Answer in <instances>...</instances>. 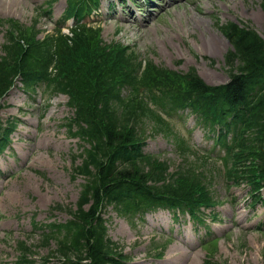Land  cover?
<instances>
[{
  "label": "rangeland",
  "instance_id": "obj_1",
  "mask_svg": "<svg viewBox=\"0 0 264 264\" xmlns=\"http://www.w3.org/2000/svg\"><path fill=\"white\" fill-rule=\"evenodd\" d=\"M45 1L48 0H23L11 8H0V17L13 16L28 24ZM260 1L163 0L161 5L154 4L156 10L152 14L147 5L141 10L133 8L136 18H130L126 24L120 5L118 8L113 5L112 10H116L123 24H118V29L105 26L103 31L107 42H121L130 47L133 42L140 57L151 58L157 65L182 72L193 66L198 73L202 72L199 74L207 83L222 84L228 79L224 54L230 45L215 22L239 18L264 35ZM175 2L181 5L175 7ZM54 3V9L60 12L66 1ZM100 3L105 9L106 3L119 1L101 0ZM3 37L0 29V55ZM65 101V96H51L43 87H38L33 94L13 87L0 98V118L3 121L10 117L18 119L11 135L12 149L0 155V264H13L19 255L15 250L19 241L31 245L37 258L45 257L55 248V243L52 240L48 247L38 246L41 231L34 222L37 225L64 222L70 218L69 209H74L79 200L84 179L72 168L80 163L81 141L71 138L64 126L65 118L71 115ZM169 120L179 135H187L199 149V155L207 153L212 140L204 136L192 116H174ZM161 140V135L150 136L145 150L156 152ZM217 149L209 159L218 164ZM159 158L164 160H154L155 168L149 163L148 169L171 171L181 156L165 148ZM214 189L223 200L215 208L218 218L209 222L212 234L219 237L214 261L217 264H264V189L263 200L254 204L247 200L245 185L230 186L221 175L215 174ZM105 217L109 237L129 255L126 264H202L206 258L207 251L200 244L205 230L194 229L187 217L174 225L176 231L168 236L170 240L167 239L161 256H150L149 251L154 242L155 245L164 242L170 219L157 226L155 217L147 215L143 222L140 217L136 218L137 226H134L112 208H107Z\"/></svg>",
  "mask_w": 264,
  "mask_h": 264
},
{
  "label": "trees",
  "instance_id": "obj_2",
  "mask_svg": "<svg viewBox=\"0 0 264 264\" xmlns=\"http://www.w3.org/2000/svg\"><path fill=\"white\" fill-rule=\"evenodd\" d=\"M262 4L264 7V3ZM221 28L234 47L229 51L230 64L235 67L237 60L240 73L233 72L229 82L225 84L210 86L196 76L194 69H190L187 75L190 77L191 87L180 89L178 98L173 99V102L175 104L191 103L193 106H198L200 109L197 110L195 107L194 109L205 116L206 122H214L218 116L231 114L242 119V111H248V107L243 104L249 91L257 85L263 92L247 114L249 117L246 120V132L242 143L240 142L248 149L249 154L254 143L259 146L264 145V40L253 29L239 28L234 23H228ZM90 42L75 33L74 41L70 45L65 39L59 41V49L55 54L61 70L58 78L52 83L53 92L61 91L69 95V104L75 107L76 131L73 134L87 141L89 147L84 148L81 153L83 158L75 167L77 173L86 177L85 182L82 183L77 208L71 210L73 214L71 219L63 223L46 224L45 227H48L50 231L42 236L41 243L47 246L53 239L56 244L53 255H62L66 264H83L82 260L86 257L91 258L90 264H121L104 252V248L115 250L117 246L105 240L103 222L101 223L98 218L95 224L91 223L94 221V212L101 203L102 191L106 192L104 198L107 201H114L123 209H132L137 205L139 209L142 203H145L144 206H151L162 200L172 199L171 202H175L174 199L179 198L190 203L192 210L197 212L199 200L195 188L204 178L196 165L186 161L170 173L155 170L144 172L143 166L140 170L132 166L138 164L130 161L135 159L132 151L125 149L114 151L115 144L130 142L137 138V131L127 129L135 114L129 115L130 112L127 111L120 119L113 110L106 107V103L114 106L113 101L119 94L116 88H112L107 101L104 94V87L110 84L108 82L119 76L115 68L119 57L115 49H107L98 43H95L93 48L88 46ZM14 46L15 50L0 60V92L9 86L13 74L12 69L15 68L14 63L19 55L18 45ZM82 47L86 49L76 51ZM98 48H101L102 54L98 55L95 51ZM109 57L112 64L108 62ZM52 59L53 55L45 56V63H42L41 69L46 70ZM32 60V58H26L24 62L31 66ZM148 70L153 74H166L165 69L152 65L148 66ZM135 82H137L136 79H133L130 83L133 85ZM248 96L253 101L255 96ZM72 126L73 124L69 125V130H72ZM13 127L14 124L10 122L8 129ZM155 128L156 131L170 132L167 123L165 125L157 123ZM175 140L178 147H182V140L177 137ZM0 145L3 146L4 141L0 140ZM110 154H115L113 159L118 163L127 165L117 167L112 163H105L103 159L109 157ZM259 157L260 167L264 172V154L259 153ZM239 165L240 161L237 159L234 178L240 176L236 173L240 169ZM137 172L142 174L138 178L134 176ZM117 179H119L117 186L112 188L110 184ZM205 195H208L206 187ZM157 196L164 198L151 200ZM125 197L126 200L123 202ZM207 199L209 200V197ZM20 243L24 252L30 251L23 241Z\"/></svg>",
  "mask_w": 264,
  "mask_h": 264
},
{
  "label": "bare ground",
  "instance_id": "obj_3",
  "mask_svg": "<svg viewBox=\"0 0 264 264\" xmlns=\"http://www.w3.org/2000/svg\"><path fill=\"white\" fill-rule=\"evenodd\" d=\"M23 0H0V4L2 3H21ZM200 74H202V72H200Z\"/></svg>",
  "mask_w": 264,
  "mask_h": 264
}]
</instances>
